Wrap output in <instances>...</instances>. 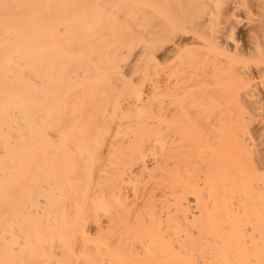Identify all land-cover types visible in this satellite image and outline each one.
Masks as SVG:
<instances>
[{"label": "bare ground", "instance_id": "obj_1", "mask_svg": "<svg viewBox=\"0 0 264 264\" xmlns=\"http://www.w3.org/2000/svg\"><path fill=\"white\" fill-rule=\"evenodd\" d=\"M253 261L264 0H0V264Z\"/></svg>", "mask_w": 264, "mask_h": 264}, {"label": "rangeland", "instance_id": "obj_2", "mask_svg": "<svg viewBox=\"0 0 264 264\" xmlns=\"http://www.w3.org/2000/svg\"><path fill=\"white\" fill-rule=\"evenodd\" d=\"M93 228H94V226H91V229H93ZM253 264H258V262L257 261H253Z\"/></svg>", "mask_w": 264, "mask_h": 264}]
</instances>
